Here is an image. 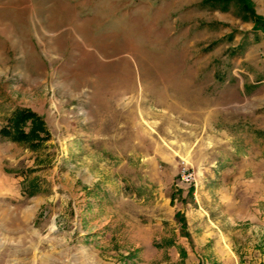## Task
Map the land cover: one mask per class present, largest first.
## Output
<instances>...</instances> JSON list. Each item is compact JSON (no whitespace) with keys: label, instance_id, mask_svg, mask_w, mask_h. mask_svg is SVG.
Instances as JSON below:
<instances>
[{"label":"rangeland","instance_id":"374dc122","mask_svg":"<svg viewBox=\"0 0 264 264\" xmlns=\"http://www.w3.org/2000/svg\"><path fill=\"white\" fill-rule=\"evenodd\" d=\"M262 7L0 0V264H264Z\"/></svg>","mask_w":264,"mask_h":264},{"label":"crops","instance_id":"0c3cea01","mask_svg":"<svg viewBox=\"0 0 264 264\" xmlns=\"http://www.w3.org/2000/svg\"><path fill=\"white\" fill-rule=\"evenodd\" d=\"M261 12H263V18H264V0H263V7L261 9ZM261 32L263 33V38H260L258 40V43H253L251 45H249V47L246 50L245 53V57L247 56V58L249 59L250 62H254V64L256 65V68H259L261 71L260 73V81L264 82V24L260 26ZM256 41V40H255ZM260 44V45H259ZM260 46L263 48V55L261 53L260 58L256 59V61H252V57H254L255 51L256 49L260 48ZM243 84L245 85H249L251 83H256L257 81H253V80H246L245 78L242 79ZM242 240V239H240ZM244 242H246V238H243ZM237 240L235 237H229L227 238V241L225 240H218V244H231L232 247H229V249L227 251H225L224 247H221L222 251L217 252V249H219L218 246L213 247L214 249V257H217V259H228V260H238L241 259V255L240 253L237 251V249L235 248V246H233L234 244H237ZM214 243V244H216ZM238 244H241V241L238 242ZM260 253L263 254V251L261 250ZM259 259H263V257H259Z\"/></svg>","mask_w":264,"mask_h":264},{"label":"built area","instance_id":"2783aa9c","mask_svg":"<svg viewBox=\"0 0 264 264\" xmlns=\"http://www.w3.org/2000/svg\"><path fill=\"white\" fill-rule=\"evenodd\" d=\"M181 178H182L183 181L191 182V181H193L194 174L188 168H184L181 171Z\"/></svg>","mask_w":264,"mask_h":264},{"label":"trees","instance_id":"16d2710c","mask_svg":"<svg viewBox=\"0 0 264 264\" xmlns=\"http://www.w3.org/2000/svg\"><path fill=\"white\" fill-rule=\"evenodd\" d=\"M244 1V0H243ZM257 18V26L263 25L264 24V18L263 17H259L256 15Z\"/></svg>","mask_w":264,"mask_h":264}]
</instances>
